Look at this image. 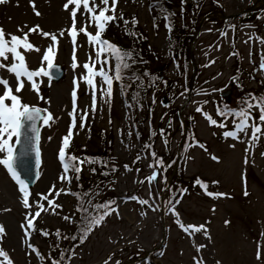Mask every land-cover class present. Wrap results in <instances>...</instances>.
I'll return each instance as SVG.
<instances>
[{
  "label": "rangeland",
  "instance_id": "obj_1",
  "mask_svg": "<svg viewBox=\"0 0 264 264\" xmlns=\"http://www.w3.org/2000/svg\"><path fill=\"white\" fill-rule=\"evenodd\" d=\"M263 1L118 0L117 20L108 24L103 39L124 50H132L135 63L129 61L132 67L122 81L124 87L119 82L114 84L110 105L104 104L97 92L94 114L91 92L80 82L76 100L77 129L68 152L80 158H99L107 166L85 164L79 180L74 178L70 185L58 179L62 167L57 156L71 121L73 81L84 70L73 69L71 39L67 32L59 37V32L71 26L70 10L74 5L65 11L63 6L67 0H34L35 10L41 13L36 16L30 0H8L0 4V28L6 35L22 36L18 28L27 33L36 25L43 32L57 34L59 47L53 63L65 71L61 79L51 78V86L49 78H42L43 101L27 84L20 93L24 103L47 108L55 118L50 127L39 124L41 166L38 180L30 187V203L39 199L37 194H46L56 184L57 189L65 187L80 193L85 202L115 200L114 207L119 208V217L113 213L80 244L79 239H63L65 235H80L79 201L72 195L61 194L56 203L62 208L55 215L51 210L41 213L35 220L37 231L32 233L30 241H25L20 226L25 222L26 213L35 212L36 208L22 206L17 185L0 166V224L6 231L2 246L14 264H52V259L60 260L62 251L61 264H105L109 257V264L117 261L120 264H194V257H202L204 264H264V246L260 261L256 259L257 242L264 243V156L261 155L264 137L251 150L249 162L245 164L251 130L248 136L241 134L242 142L226 138L224 132L233 129L234 117L226 121L227 127L220 128L210 126L196 111L202 107L219 122L223 118L217 115V108L240 109L251 96H264V72L259 70L264 45L250 39L264 38ZM256 4L255 9L249 10ZM253 10H257L258 16L243 20V14ZM165 13L174 15L165 20ZM121 15L128 21L135 17L138 24L133 27L129 23L126 27L119 19ZM169 22L171 32L166 27ZM81 26L82 17L78 13L77 28ZM88 31L95 34L96 29L93 26ZM127 31L138 35L129 36ZM29 41L41 49L39 53H26L29 68L35 70L40 67L50 38L33 33ZM91 51L86 37L80 34L76 59L81 66ZM234 52L239 55H233ZM0 75L13 83L6 71L0 70ZM136 93L139 96L133 99ZM86 108L89 119L80 129L79 115ZM252 116L256 123H261L258 109L252 110ZM193 134L205 147H191L185 152ZM145 145L152 147L145 149ZM152 151L163 158L164 165L155 169L159 175L149 184L146 177L154 171L149 167L154 162ZM213 155L219 158V163L211 159ZM125 165L131 171L125 170ZM113 167L117 170L112 171ZM198 178L208 184V191L227 195L210 198L196 185ZM213 181L219 183L213 184ZM184 189L187 191L181 195ZM245 190L248 195L244 194ZM131 196L148 200L151 207L126 200ZM44 203L47 207V202ZM173 205L184 225H205L210 239L203 233L190 237L183 232L170 210ZM64 216H69L70 221L64 220ZM40 230L49 235H40ZM57 230L61 233L59 239L55 235ZM29 242L43 254L44 260L35 253L28 255ZM194 245L206 247L197 253Z\"/></svg>",
  "mask_w": 264,
  "mask_h": 264
},
{
  "label": "snow or ice",
  "instance_id": "obj_2",
  "mask_svg": "<svg viewBox=\"0 0 264 264\" xmlns=\"http://www.w3.org/2000/svg\"><path fill=\"white\" fill-rule=\"evenodd\" d=\"M8 0H0V4H6ZM118 0H67L64 4V10L69 11L70 6L74 7L70 10L71 26L68 29H62L59 32V37H64L67 32L68 36L71 39L73 50H72V67L75 70L76 68L82 67L84 73L81 77L75 78L74 88L71 92L72 97V111L69 113L71 118L68 132L65 136L62 137L61 146L58 150L57 159L61 164L62 171L58 177L59 181L62 184L70 185L75 178L79 180V174L83 171V166L85 164H102L107 166V163L101 161L99 158L93 157H84L80 158L74 154H70L68 149L71 146V141L73 139V132L77 129V89L79 84L82 81L88 87L92 96L91 103V112L94 114L97 111L98 99L97 92L99 91V99L104 104L111 103V98L113 95V87L115 83H121V87L124 85L122 81L125 79V74L128 70L131 69L132 64L135 63L134 53L132 50H124L120 46L111 43L110 41L103 39V33L107 30L109 23L117 20L116 17V5ZM30 4L33 7L36 16H40L41 13L35 10L34 0H30ZM82 9V11H81ZM112 14L109 15L108 13ZM78 13L82 17V26L77 28V15ZM174 14L165 13L164 19L169 20V17ZM120 20H123L124 25L127 27L129 23L135 27L138 24V21L135 17L131 21L124 20L123 16L119 17ZM95 27V34L89 32L90 27ZM27 27V26H25ZM166 27L168 31H172V24L169 22ZM250 27V26H249ZM18 31L23 33L22 36L15 34L5 33L3 28H0V70L6 71L10 77L13 78V83H10L9 79L0 75V166H3L7 173L10 175L11 179L17 185L20 202L25 209L36 208L35 212L29 211L25 215V222L21 224L23 230V239L25 241H30L33 232H36L35 220L41 216V213H48L51 210L52 214H57L56 210L62 208V205L57 204L56 200L61 196V194L72 195L76 197L79 201L77 212L81 214V223L80 228L78 229L80 235L77 237L73 235L72 237L64 236L63 239L77 240L79 239L80 244H83L88 236L91 234L95 228L101 226L103 222L111 216L113 213L119 217V208L116 205L115 200L105 201L104 203L93 204L91 199L87 202L84 201L83 196L80 193L71 192L70 189L65 187H60L57 189L56 184H52L46 194H37L39 199L34 200L30 203L31 191L29 181L23 179L20 173L16 168L17 161V145H24L27 150L35 152L36 164L37 166L41 163V152H40V127L38 124H43L44 126L50 127L52 123H55V118L47 108H40L36 105H29L23 102V98L20 95L25 90L26 84L29 87V90L34 92L40 100H45L44 96L41 94L40 88L44 83L42 78H49V86H51V70L54 67V58L58 52L59 39L55 33L43 32L40 29L39 25L29 28L27 33L23 32L22 28H18ZM33 33H38L42 37L50 38V43L48 47L44 50V53L41 57L40 67L33 70L30 69L26 60V53L35 51L39 53L40 48L36 47L29 41V36ZM80 34H83L88 42V45L91 48V53L88 55L87 61L81 66L76 59V47H77V38ZM127 35L136 37L138 34L134 31H127ZM226 35V33H225ZM250 39H257L259 42L264 45V38L260 37H250ZM248 41H245L247 43ZM23 49V51H21ZM233 55H239L238 52H234ZM132 61V64L129 63ZM214 63V61L212 62ZM99 65V67H97ZM179 68V64H177ZM259 70L264 72V53L261 54V63L259 65ZM134 79H139V77H134ZM184 95V93H181ZM139 96V93H136L133 96V99H136ZM48 102V101H46ZM131 107V105H128ZM259 110V121L261 123H256L253 120L252 110ZM196 111L201 113L204 118L208 121L210 126H216L220 128L227 127L226 121L229 118L233 119V129L224 132L226 138H232L235 141H241V134L244 136L249 135L250 140L247 142V147L245 149V160L244 163L249 162V155L251 150L259 144L262 137H264V96H251L250 99H247L243 102V106L239 110L232 109L230 107H225L223 109L217 108V115L223 118L218 122L217 119L213 118L209 113L204 112L202 107H197ZM89 119V110L86 108L79 115V128L83 129L87 124ZM250 121H253L250 123ZM31 133V134H29ZM131 135V132H129ZM153 136L156 135L155 132L152 133ZM160 135L163 137L164 132L161 130ZM21 137H24L22 140ZM51 140V137L48 138ZM164 143L167 145V138H164ZM235 147V145H232ZM151 145H145V149H150ZM191 147H201L204 148V145H201L199 141L195 140V136H192V143L188 144L185 147V152L188 151ZM206 150V148H205ZM264 156V153H261ZM153 158V163L149 165L150 168H153L154 171L151 176L146 177V180L149 184L152 181H155L159 175V172L155 169L161 168L164 165L162 157H158L155 151L151 152ZM213 161L219 163V158L216 156H211ZM125 170L131 171V168L128 165H125ZM113 167L112 171H116ZM92 171H95L93 168ZM107 175L108 173H102ZM39 176V172L37 173ZM145 181H139L143 184ZM205 195L210 198L217 199L225 197L226 193H214L208 191V184L199 178L195 181ZM213 184H218V181H213ZM187 190L184 189L181 192L183 195ZM54 194V195H53ZM245 195H248V192L245 190ZM49 197H52L51 199ZM126 200H135L141 205H148V200L140 199L137 196L127 197ZM47 202V207L44 202ZM179 203V201H176ZM155 210V209H153ZM173 214L177 217L176 223L180 229L188 234L190 237H194L197 233H203L208 239V230L205 225H184L180 219L179 214L175 212V206L173 205L170 209ZM214 211V209H213ZM146 215V213H142ZM64 220L70 221L69 216H64ZM227 223V222H226ZM6 235L5 228L0 224V264H14V261L11 260L8 252L4 250L2 246V241ZM40 235L48 236L49 233L44 230H40ZM56 237L59 239L61 233L59 230L55 233ZM78 246V245H77ZM264 246V243L257 242V251L256 259L260 261L261 259V248ZM27 247L31 249L32 253H35L40 260H44L45 257L39 252V250L32 245L30 242L27 243ZM196 252L199 253L201 249L206 247L205 245L196 246ZM73 255H75V250L72 249ZM50 258V254H49ZM64 260V252H61L60 260L52 259V264H61V261ZM109 260L105 261V264H109ZM194 264H204L202 257H194ZM116 264H120L119 261Z\"/></svg>",
  "mask_w": 264,
  "mask_h": 264
},
{
  "label": "water",
  "instance_id": "obj_3",
  "mask_svg": "<svg viewBox=\"0 0 264 264\" xmlns=\"http://www.w3.org/2000/svg\"><path fill=\"white\" fill-rule=\"evenodd\" d=\"M264 3V1H263ZM258 4L252 6L251 9H255ZM201 26V24H200ZM200 26L198 30L196 31L194 35V40H196L197 33L200 29ZM193 65L195 66L194 60H192ZM64 69L61 65L54 63V67L51 70V78L53 80H59L64 76ZM228 93H225L224 95H227ZM182 120L184 121L183 117ZM39 127V124H38ZM31 134V133H29ZM23 140L24 137H21ZM40 166H37L36 164V158H35V152L29 151L26 149L24 145H17V161H16V168L17 171L20 173L21 177L30 183V187L35 184V182L38 180L37 173L40 171Z\"/></svg>",
  "mask_w": 264,
  "mask_h": 264
},
{
  "label": "trees",
  "instance_id": "obj_4",
  "mask_svg": "<svg viewBox=\"0 0 264 264\" xmlns=\"http://www.w3.org/2000/svg\"><path fill=\"white\" fill-rule=\"evenodd\" d=\"M256 12H257V10H253V11H250V12L243 14V16H242L243 20H245V19L250 20V19H253L255 16H258V14ZM232 109L239 110V109L234 108V107H232ZM80 174H82V173H80ZM79 227H80V224H79Z\"/></svg>",
  "mask_w": 264,
  "mask_h": 264
}]
</instances>
